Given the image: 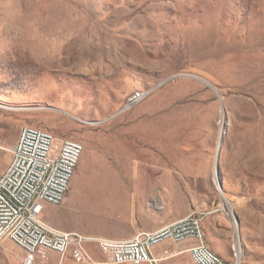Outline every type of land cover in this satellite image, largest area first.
<instances>
[{"label":"rangeland","instance_id":"374dc122","mask_svg":"<svg viewBox=\"0 0 264 264\" xmlns=\"http://www.w3.org/2000/svg\"><path fill=\"white\" fill-rule=\"evenodd\" d=\"M23 3L33 20L23 58L0 39V138L30 125L84 146L49 223L124 238L151 210L172 222L219 209L230 219L225 264H264V0ZM23 255L0 240V264ZM188 263L187 253L159 261Z\"/></svg>","mask_w":264,"mask_h":264},{"label":"built area","instance_id":"2783aa9c","mask_svg":"<svg viewBox=\"0 0 264 264\" xmlns=\"http://www.w3.org/2000/svg\"><path fill=\"white\" fill-rule=\"evenodd\" d=\"M146 95L143 90L132 93L127 106L142 101ZM0 149L11 152L8 167L0 175V240L8 238L23 250V264H45L55 256L60 262L70 258L99 264L94 249L113 264H159L161 258L154 256L153 250L168 240L175 244L196 240L186 250L188 264H225L224 258L205 243V212L197 210L131 238L88 235L50 224L43 218L45 204L58 206L64 202L84 151L83 144L25 125L13 146L0 144ZM167 254L166 250L164 256Z\"/></svg>","mask_w":264,"mask_h":264},{"label":"crops","instance_id":"0c3cea01","mask_svg":"<svg viewBox=\"0 0 264 264\" xmlns=\"http://www.w3.org/2000/svg\"><path fill=\"white\" fill-rule=\"evenodd\" d=\"M20 132L18 135L5 138L1 137L0 142H4L7 144V146H13L19 137ZM10 162V161H9ZM8 161H5L2 155L0 154V175L5 171V169L8 167L9 164ZM135 168V166H134ZM119 177V176H118ZM56 205L47 203L45 204V209L43 212V218L49 222L52 221L51 217L52 215L51 210L55 209ZM192 210H197L198 212H205L204 210H201L198 206H194L191 208ZM190 211V212H191ZM147 217L149 218L148 221L143 222L142 224H134L131 231H137L141 229L143 230H156L166 223L170 222L171 219L166 214H157L154 210H151L146 213ZM230 225V219L229 217L221 212L219 209L216 211H209L205 212V216L202 220V228L204 232V240L205 243L217 254L221 256L227 255L226 247L230 244V238L228 234V227ZM131 234H125L124 238H131L129 237ZM223 236V237H216V236ZM133 237V236H132ZM220 240L221 242H218L217 240ZM196 244V240H188L181 244H175V250H167L168 254L167 256H164V253L166 250L163 251L162 256H159L162 252L161 249H158L160 245L156 246L153 250L154 256H157L162 259L171 258L173 256H177L180 254H184L188 252L186 251L189 246H192ZM160 260V261H161ZM148 264V263H144Z\"/></svg>","mask_w":264,"mask_h":264},{"label":"clouds","instance_id":"9594fccd","mask_svg":"<svg viewBox=\"0 0 264 264\" xmlns=\"http://www.w3.org/2000/svg\"><path fill=\"white\" fill-rule=\"evenodd\" d=\"M33 29L32 14L27 9L23 0H0V39H14L17 49L23 58L26 49L21 40L22 34ZM60 47L57 46L52 52L54 58H58ZM3 52H0L2 55Z\"/></svg>","mask_w":264,"mask_h":264},{"label":"bare ground","instance_id":"6f19581e","mask_svg":"<svg viewBox=\"0 0 264 264\" xmlns=\"http://www.w3.org/2000/svg\"><path fill=\"white\" fill-rule=\"evenodd\" d=\"M5 106V105H3V104H0V106ZM96 204V203H95ZM97 205V204H96ZM94 207H96V206H94ZM96 208H92L91 207V209H89L90 211H91V213L93 212V214L95 215V213H94V210H95ZM92 215V214H91ZM91 219V218H90ZM236 230H238V226H237V224H236ZM234 255L235 256H238V258H239V255H238V252H237V250L234 248ZM82 263H89V262H82Z\"/></svg>","mask_w":264,"mask_h":264},{"label":"water","instance_id":"95a60500","mask_svg":"<svg viewBox=\"0 0 264 264\" xmlns=\"http://www.w3.org/2000/svg\"><path fill=\"white\" fill-rule=\"evenodd\" d=\"M219 188H221L220 183H219Z\"/></svg>","mask_w":264,"mask_h":264}]
</instances>
